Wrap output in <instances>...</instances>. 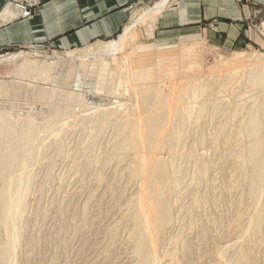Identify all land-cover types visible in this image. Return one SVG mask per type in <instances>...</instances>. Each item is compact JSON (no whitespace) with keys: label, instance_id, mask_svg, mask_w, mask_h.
<instances>
[{"label":"rangeland","instance_id":"1","mask_svg":"<svg viewBox=\"0 0 264 264\" xmlns=\"http://www.w3.org/2000/svg\"><path fill=\"white\" fill-rule=\"evenodd\" d=\"M40 2L41 1L39 0V5ZM38 6L32 9L30 13L33 10H36ZM147 8L148 5L145 4L135 6L136 11L132 16V19L124 26L119 34L107 40L93 42L83 48L63 50L50 46H35L24 49L19 48L10 53L0 54L1 60L12 53L18 54L20 51L24 53L27 52L25 53L26 56L29 54V56H27V60L35 63L37 69L39 66L38 70L40 73L39 74L38 71H34L32 74H23L21 72L23 57H18L10 62L0 63V113L4 111L9 113L8 117H11V121L20 120L17 121V124L19 126L21 125L20 129L17 125L19 130L29 129L30 132L35 134V136L38 135L37 137L34 136L33 139L35 141L32 139V146L35 145L34 152L40 154V156L39 154L34 156L35 160L33 156H31L32 160L30 161L32 163L28 162L27 167H24V170H28L30 173L31 178L29 180H31V183H28L30 187L28 188V193L24 198L25 206L23 208L26 211L23 210V213H21L23 216L20 215L24 218H21L22 222L20 221V225H22V236H20V242L18 244L19 246H17L18 249L15 250V260L13 264H136L137 259L133 251L134 243L132 240L134 224L132 219H130L131 217H129V214L132 212L133 206L135 204L136 186L138 181H134L130 178L127 166L130 163V159L127 158V160L129 159V162L125 159L127 156L129 157V155L124 156V160L121 161L116 159V161H109L108 163L107 159H105L107 158V153L108 155L110 153V149L108 150V148L111 146L112 142L109 140L110 138H113L112 136L115 137L116 134L119 133V130L122 127L120 125L121 121L117 120V122L109 124L108 126L104 127L103 130L99 131V127L97 126L95 119L97 118L98 112L96 110L99 107L107 108L112 106L114 107L113 109H116V112L120 113L122 111H126L130 107L131 108L129 110H131L133 107L140 111L139 108L142 104L140 103L139 93L131 94V92L129 93L128 91L130 88L128 87L130 82L134 81H122L123 78L119 79L117 77L115 69L111 76L112 80L106 79L99 85V79L101 76L98 71L102 62L99 58H95L94 52L98 50L97 48H99L100 45L117 40L119 35L123 33L125 27H127V25L131 26L133 20ZM158 16L153 22L150 23L141 21L133 24L135 25L133 27L134 30H132L134 40L130 41V45L134 47L132 54L135 55L132 56L135 57L134 62L137 64L135 70L142 69L141 65L144 63L149 68L151 67L152 71L154 70L160 73L162 70L167 68L165 71H168L169 69L170 73H174L176 72L175 68L177 65L174 66L173 63H178L184 71L186 69L185 76H191L192 74L194 75L192 80L195 82V78L200 76L204 78V81L206 77L209 79H206V82L212 83L211 80H214L212 79L214 76H219L218 78L216 77L217 79H225V76L227 75L226 78L229 76L230 79H228L229 83L232 81L230 86L233 85V88L237 90L235 92L236 96L234 95V92L232 94L230 91L226 92V94L223 93L224 95L221 94V96L225 99H221V92L219 95L217 93L218 97L220 98L219 99L217 97L219 100L217 101V104L215 103L214 105V111L217 117L214 114L211 119H207V122L209 123H207L208 126L206 125V127L208 129L205 127L207 132L210 130V135L215 134L217 136V138L214 136V138H216L214 143L216 144L217 142V145H211L210 143H207L203 150H205L204 152L207 155L209 154L208 157L213 158L216 156L218 159L215 157L213 159H209L211 165V169L208 171L209 175L207 174V176L205 175L206 177L204 176L201 181L199 180L200 183L198 181V185L195 187L197 189H195L193 185H190L193 184L190 183L193 169H190L194 167L191 163H188L187 160L189 157H193L192 154L194 153L190 152L189 145L192 143H188V141L191 142L192 135H189L191 138H188V140L186 139L184 143L188 149L184 148L185 157L180 159L185 161L178 159L177 162V164L180 165H177V168L180 170L181 174H183L181 183L182 185L179 191V194L181 195L180 198L174 200L173 202V205L175 206L176 204L175 207L178 210H175V207H172L174 208V210L172 209L174 211L172 212V220H175L166 226L165 236L159 240L156 246L158 250L157 256L160 261L159 264H264V243L261 241L260 236L253 235L251 233L250 235H247L250 232L247 231L248 222L253 214V201L249 196L248 191L245 189V186L247 188L248 181L244 177L241 178L242 176L239 173V167H237V170L235 166L236 164L238 165L241 163L240 156L242 152L240 153V149L242 151V148L240 146H243L245 141L243 139V135L240 132L242 127L239 125L240 121L243 120L242 118L243 113H245V109H240L241 111L237 113L238 119L236 117L235 119L233 117H229V112L227 111L228 107L230 108V106L232 107L229 109V111H231L233 108L238 111V108H235L234 106H236L238 103H241V101L245 102V100H250L252 93L256 91H253L252 88H250L247 84L244 85L242 81L239 83V80H242V76L240 74L246 69L247 63L238 62L236 65L235 63L230 64L229 59L236 52L248 55L249 53L251 54L254 52L264 53V50H260L253 46L222 48L218 44L215 45L213 41L209 39L207 34L194 41H187L183 43H167L157 35ZM93 50L94 52H91ZM180 53L183 54L182 59L179 58V60H176V56H179ZM86 54L91 57V59H89ZM90 54H93V56ZM174 54L175 57H173ZM159 57L164 58V65L161 67H158V64H156L157 60L161 59ZM168 63L170 66H168ZM45 64H48L49 68L47 72L42 73ZM232 66H234V68H232ZM242 66L243 69H240ZM170 67H172L171 70ZM16 68H18V75L15 74ZM79 68H81L82 71V80L77 82L76 76ZM177 69H179V67H177L176 70ZM229 69L235 70L232 71L231 74ZM239 69L243 71L240 72ZM225 70L226 72H224ZM221 73H228L229 75H224ZM234 74L236 76L239 74V77H235ZM207 75H209L211 79ZM178 76V74H175V76L167 75L164 76L163 79L165 83L172 81V83L174 82V85L177 83V86H179L178 80L176 79H179V82L181 79L180 76ZM237 78L238 82L236 81ZM233 81H236L237 83L235 84L234 82V84H232ZM124 82H126V84ZM236 85L238 86L235 88ZM136 87L134 88L136 89ZM111 88H114V90L112 89L113 93ZM125 88H128V90ZM214 88H217L216 85ZM109 90L111 92H109ZM131 90L133 91V89L130 88V91ZM216 90L219 89L217 88ZM71 94L73 97H80V101L77 102V105L76 102L68 101L67 96ZM239 94L241 96H239ZM137 95L139 96L138 98H136ZM227 96H229V100L232 98L230 101L228 100V104H226L228 99ZM184 97L211 98L212 95L209 92H197V94H193L192 92H188L186 90ZM233 98L236 99V101ZM234 101L237 103L235 104ZM232 102L234 105H230ZM58 105L63 106L65 111L63 109L61 110V106L60 109H58ZM124 105L127 107L124 108ZM223 105L226 107V109L223 107ZM71 107L72 109H70ZM80 107L81 109H79ZM116 107H118L120 111H118L119 109ZM56 108L60 111H58ZM73 109L75 114L73 113L72 116H69L70 113L72 114ZM129 110L128 112H130ZM22 116L24 117L23 119H21ZM56 116H60V118H57ZM70 117L73 119L69 121ZM82 117L84 118L83 120ZM228 118L229 121L233 120V123L231 122L232 127L229 126L231 124L230 122H228V124L226 123L229 128L225 125V122L228 121ZM60 119H65L67 121H63L66 123L62 125L66 126L67 128L62 127L60 130L61 132L59 131L58 133L60 128L57 127L58 130L55 135V126L48 127L47 123L59 125L61 121ZM88 119L90 120L88 121ZM31 120H34L32 121L34 122L33 124ZM234 120H236L235 123ZM26 121L27 126L25 124ZM81 121L87 123L88 126L87 124L86 126H83L85 124H83ZM29 122L30 124L28 125ZM238 125L241 128H238ZM91 127H93L95 131L94 129H91ZM223 127H226L225 130ZM33 128L36 130L35 132L33 131ZM38 128L41 130H39L41 133H38ZM230 128H232V130ZM90 130L94 132L98 131V133H95L96 136L98 135V137L94 135V137H96L95 139H97L95 143V145L97 144L96 146L94 143L92 144V142L88 141L92 140V133L90 134ZM221 130H224V132ZM52 132L53 134L51 136ZM209 133L207 136H210ZM49 134L51 137L55 135L56 138H54V141L59 140L58 143H55L58 148L61 146L59 149L60 151H58V148L54 145V141H51V143L48 142L49 140L53 139L51 137L48 139ZM89 134L91 137H89ZM60 135L63 136L61 139H64L62 141L67 144L66 146L65 144L61 143ZM94 137L93 140H95ZM86 140L88 143H90V147ZM40 141L42 142L41 144ZM45 141H47V143H45ZM97 141L99 142L97 143ZM107 142H111L109 146L107 145ZM52 143L53 145L51 147ZM85 143L86 147L88 145L86 148L87 151L83 150L85 149ZM91 144L93 146H91ZM38 145L43 146L40 148ZM62 145L64 146L62 147ZM80 145H83L84 147L82 148ZM79 146L81 152L78 150ZM106 146H108V148ZM214 147L216 148L214 149ZM219 148L221 151H223V154L221 151L218 152ZM39 150L41 152H38ZM54 151L60 153L61 155L57 154L56 152L54 153ZM61 151L65 152V154ZM106 151L107 153L105 154ZM55 154L59 157H56ZM165 155L166 154L164 153L163 156ZM217 155H221L222 157H218ZM103 157L106 161H104ZM90 158L93 160L91 161ZM87 159L88 161L90 160L89 162L91 163L89 164L91 166L86 164L88 163L86 161ZM214 159L215 161L212 162ZM220 159L223 161H220ZM236 159L237 161L239 159L240 163L236 162ZM119 162L123 163L120 164ZM124 162L127 164L125 165ZM48 164L52 169L50 171L48 170V168H50ZM122 165L127 166V168L124 167L123 170ZM86 166L89 167L86 168ZM92 167L96 168L94 169ZM100 170L101 173L103 172L102 174L100 173ZM48 171L50 174L48 175L50 177L46 174ZM96 172L99 173H97L98 175H101L102 181H97L98 179L95 180L98 176H95ZM44 175L49 177L50 182H48V178L45 181L46 176ZM205 178H207V182ZM240 187L243 188L241 189ZM194 190L197 191V193ZM193 191L196 193L194 196L197 195V200H199L195 206L196 208L198 207L197 210L194 207L195 213H193V210L189 209V205L191 204L194 194ZM262 199H264V196L261 197V202ZM262 204H264V200ZM174 216H177V219ZM192 217L196 219L194 222L195 224L191 221V219H193ZM240 239L245 241L241 242ZM4 240V232L0 229V247L3 246ZM229 242L231 243L229 244ZM226 243H228L227 246L229 249H227V246H225ZM237 244H239L238 247L236 246ZM233 246L236 247V250L234 249L235 247L233 248ZM222 247L225 248V251ZM242 247L246 248L243 249L244 252ZM237 248H239V250ZM244 256L247 260H245ZM224 259L226 260V263L224 262Z\"/></svg>","mask_w":264,"mask_h":264},{"label":"bare ground","instance_id":"2","mask_svg":"<svg viewBox=\"0 0 264 264\" xmlns=\"http://www.w3.org/2000/svg\"><path fill=\"white\" fill-rule=\"evenodd\" d=\"M168 2H169V0L156 1L152 6L148 7L147 9H145V11H143L140 15H138V17H136L133 20L131 26L127 25V27H125L123 33L119 35L117 40L112 41V42H108L107 44L100 45V47L97 48L98 50L96 52H94V50L91 51V52H94L95 58H99L102 62L100 69L98 68L99 69L98 72L101 76V78L99 79V85L104 80L111 79L112 73L115 69V73H116L117 77L119 79L123 78L122 81L123 80H127V82L134 81V82H130L131 86L130 85L128 86L131 89H133V91L132 90L130 91V88H129V90H128V88H125V89H127L129 91V93L131 92V94H133V93L138 94L139 93L140 103L142 104V105L140 104L141 105L139 108L140 111H138L136 108H133V107L131 110H129L131 107L130 108L128 107L129 109H127L124 112L123 111L120 112L121 114L119 112H116L115 111L116 109H113L114 107H112V106L107 107V108H104V107L100 108L99 107L98 109L96 108L97 109L96 111H98V112H97V118L95 119L97 126L99 127L98 128L99 131L103 130L104 127L108 126L109 124H113V123L117 122V120L121 121L120 125L122 127L119 130V133H117V134L115 133L116 134L115 137L112 136L114 139L110 138L109 141H111L112 143L110 142L111 146L109 148H108V146L110 143H108L109 141L107 142L108 146H106V147L108 148V150L110 149V153L108 155L107 151L105 152V154L107 153V155H106L107 158H105V159H107V161L109 163V161H116V159L118 161L124 160V156L129 155V157L127 156L125 159L126 160H127V158L130 159V163H129V165H127L128 171L130 174V178L134 181L135 180L138 181V184L136 186L137 188H136L135 204L133 206L132 212L129 214L130 215L129 217H131L130 219H132L133 224H134V228L132 231V240L134 243L133 251H134V253L136 255V259H137L136 264H159L160 261H159L158 256H157L158 250H157L156 246H157L159 240L165 236L166 226L169 225L170 222L175 220V219L172 220V216H173L172 212H174L173 211L174 208H172V207L176 206L175 203H174L175 206L173 205V202H174V200L180 198V195H181V194H179V191H180L181 185H182L181 183H182V175L183 174H181L180 170L177 168V165H179V164H177V162H178V159L185 157L184 156V153H185L184 148L188 149V148H186L184 143H185L186 139L188 140V138L190 139L192 137L191 142L188 141V143H192L189 146H190V152L191 153L194 152L192 154L193 157H191V158L189 157V159H187V158H185V159H187L188 163H191L192 166L194 167L191 169L189 167V169L190 170L193 169L192 174H191V179H190V183H193V184H190V185H193L195 188L198 185V181L199 180L201 181V179L204 178L205 175L207 176L208 171L211 169L209 159H213L214 157L216 159H218L216 156H214L213 158L208 157L209 154L207 155L204 152L205 150H203L206 147L207 143L214 145L215 144L214 141L217 138V136L215 134L210 135V133H209L210 130L207 132L208 128L206 127V125L208 126L207 123H209V122H207V119L208 120H209V118L211 119L215 114L214 105H215V103L217 104V101L220 99L218 97L220 92H221L220 93V96H221V94H223V93L226 94V92H229V91L232 92V94L234 92V95H235V92L237 91L236 89L233 88L234 86L232 84H234V82L236 84L238 82V78L236 79L237 82L233 81V83L231 84L232 86H230V83L232 81H230V83L228 81L229 76H228V78H226L227 75L225 76V79H221V78L217 79L219 76L218 77L216 76L217 78L214 76V78H212L214 80H211L212 83L206 82V79H208V78L205 77V81H204V78L200 76V77L195 78L196 79V82H195L194 80H192V77L194 75L191 73L192 74L191 76H185L186 75V69L184 71L183 68L181 66H179L178 63H173L174 66L177 65V67H179V69H177V70H176L177 67L175 68L176 72H174V73H170L169 69H168L169 73H168V71H165L167 68L165 70H162L163 72L161 71L160 73L156 72L154 70L152 71L151 67L149 68L144 63H142V65H141L142 69L135 70V67L137 66V64H136V62H134L135 57H133V56L135 54H132L134 51V47L132 45H130L131 44L130 41L134 40L132 30H134L133 27L135 25H133V24H136V23L141 22V21H143V22L145 21L146 23L153 22L155 20V18L160 14V12L163 10L165 5L168 4ZM182 52H184V51H182ZM25 53H27V52H25ZM25 53L21 52V51L18 52V54L12 53L11 55L1 59L0 63L1 62H10V61L15 60L18 57H23V59L21 58L23 60L21 72L23 74H27V75L29 73L30 74L34 73V71H38V73H39V70H38L39 66L37 65L38 66V69H37L35 66V63H33L30 60H27V56H29V54L26 56ZM181 53L179 56H176V60L177 59L179 60V58L182 59L183 54H181ZM87 54H89V53H87ZM90 55L93 56V54H90ZM173 57H175V54ZM159 58H161V59L157 60L156 64H158V67H161L164 65V58H162V57H159ZM89 59H91V57H89ZM89 59H87V60H89ZM142 59H144V58H142ZM229 61H230V64L235 63V65L238 62L247 63L246 69L244 71L240 70V69H243V66L239 69L240 72L243 71L240 74L242 76V80H239V83L242 81V83L244 85L247 84L250 88H252L253 91L256 90L255 92L252 93L250 100H245V102L241 101V103H238L236 106H234L235 108H238L237 109L238 111H236V109H234V108H233L234 110L232 109L231 111H229V109L232 106H230V108L228 107L227 111L229 112L228 113L229 117H233L234 119L236 117L238 119L237 113L239 111H241L242 109L243 110L245 109V113L242 112L243 118L241 116V118L243 120L240 119L241 121L239 123V125H241L242 128L238 125V128L239 127L241 128L240 132L243 135L244 138L243 137L242 138L245 141H244L243 146H240L242 148V151L240 149V153L242 152L241 156H240L241 157V163L239 160L240 158L238 159V161L236 159V162H238L240 164H238L239 166L237 164L235 166H236L237 170H238L237 167H239V173L242 176L241 178L244 177L248 181L247 188L245 186V189H246V191H248V194L253 201V214H252V217L249 220L248 226H247L248 227L247 231H250V232H249V234H247V233H245V234L250 235V233H251V234L256 235V236L258 235V236H260L261 241L264 243V230H263V228H264V204H262L264 199H262V202H261V197L264 196L263 195L264 194V53L254 52V53H251V54L249 53L248 55H245L243 53H240V52L237 53L236 52L231 56ZM80 65H82V64H80ZM165 65H166V63H165ZM168 66H170L169 63H168ZM239 66H238V68H239ZM172 67H170V70L172 69ZM236 67H235V69H236ZM48 68H49V65L45 64V67H44L42 73L47 72ZM232 68H234V66H232ZM235 69L230 70L231 74H232V71H234ZM157 70H159V69H157ZM230 71H229V73H230ZM224 72H226V70ZM235 72H237V71H235ZM81 73H82L81 68H79L77 76H76L77 82L82 80ZM15 74L18 75V68H16ZM175 74H178L180 76V79H181L180 82H179V79H176V80H178L179 86H177V83L175 84L176 85L175 86L174 82L172 83V81L171 82L168 81L169 83L164 82V79H163L164 76H167V75L168 76L169 75L175 76ZM187 74H188V71H187ZM221 74L225 75L228 73H221ZM231 74H230V76H231ZM207 76H209V75H207ZM234 76L239 77V74L237 76L234 74ZM220 77H221V75H220ZM222 77H224V76H222ZM235 77H233V78H235ZM172 79H174V78H172ZM210 79H211V77H210ZM124 83L126 84V82H124ZM215 85L219 90H216L217 88H214ZM237 86L238 85H236L235 88ZM134 87H136V89ZM112 89L114 90V88H111V90ZM113 90H112V93H113ZM186 90L188 92H192L193 94H197V92H209L212 95V97L211 98L210 97H207V98L184 97V93H186ZM239 90H240V88H239ZM117 91H119V90H117ZM117 91H115V92H117ZM109 92H111V91L109 90ZM217 93H218V95H217ZM118 94H119V92H118ZM179 94H181V95H179ZM237 94H238V92H237ZM39 95H41V94H39ZM234 95H233V97H234ZM229 96H231V95H229ZM229 96H227V98ZM239 96H241V95L239 94ZM138 97L139 96L137 95L136 98H138ZM131 98H133V97H131ZM223 98L224 97H222L221 99H223ZM67 99H68V101L76 102V105H77V102L80 101V97H78V96L73 97L72 94L67 96ZM228 100H229V98L227 99L226 104H228V102L230 101V100L229 101ZM234 100L236 101V99H234ZM242 100H244V99H242ZM220 101H222V100H220ZM235 101H234V103H235ZM118 104H120V103H118ZM81 105H82V103H81ZM126 105H128V104H126ZM230 105H234L233 102ZM60 106L61 105H58V107L57 106L56 107L58 109H60ZM116 106H118V105H116ZM64 107H66V106H64ZM73 107H75V106H73ZM118 107H116V108L117 109L121 108V107H119V108ZM126 107L127 106H125L124 108H126ZM223 107H224V105H223ZM215 108H217V107H215ZM220 108H222V107H220ZM224 108L226 109V107H224ZM62 109H63V106H61V110ZM66 109H68V108H66ZM70 109H72V107ZM79 109H81V107ZM128 110L130 112H128ZM217 110H219V109H217ZM58 111H60V110H58ZM118 111H120V109ZM220 111H221V109H220ZM73 113H74V109H73L72 114L70 113L71 115L69 113L68 114H69V116H72ZM226 114H227V112H226ZM8 115H9V113H6L5 111L0 113V179H1V182H0V229L4 232V235H5V240L3 241L4 242L3 246L0 247V263L1 264H13L14 263V260H15L14 254L16 252L15 250L18 249L17 246H19L18 244L20 242V236H22L21 235L22 225H20V221L22 222L21 218H23V217H21V216H23V214L21 215V213H23V210H24L23 207L25 206L24 198H25V195L28 193L27 192L28 188L30 187V185H28V183L31 181V180H29L31 178L30 173L28 172V170H24V167H27L28 162H31L30 161V160H32L31 156H33V158H34V156H37L39 154V153L34 152V146L35 145L32 146V139L34 138L35 134L33 132H30L29 129L19 130L21 128L20 127L21 125L19 126L17 124V121H20V120H16V118L14 117L16 121H11L12 119H10L11 117L9 118ZM223 115H225V114H223ZM215 116H216V114H215ZM27 117H28V115H27ZM239 117H240V115H239ZM23 118L24 117L22 116L21 119H23ZM57 118H60V116H58ZM65 119H63V120L60 119V120L63 122V121H66ZM71 119H73V118L70 117L69 121ZM83 119L84 118L82 117V120ZM26 120H28V119H26ZM34 120H31V122ZM89 120L90 119H88V121ZM61 121H60L59 125L47 123V122H45V123H47L48 127L55 126L54 129L56 132H54V133L56 135L57 130H58L57 127L60 128L58 130V133L62 129V127H66V126H62V125H64L67 121L65 123L64 122L62 123ZM72 121H74V120H72ZM232 121H229V118H228V121L225 122V125H226V123L228 124V122L231 123ZM37 122H39V121H37ZM58 122H59V120H58ZM81 122L83 124H85L83 126H86L87 123H84L83 121H81ZM235 122H236V120H234V123ZM33 123L34 122H32V124ZM223 123H224V121H223ZM232 123L229 126H231ZM25 124L27 126V121L25 122ZM29 124H30V122L28 123V125ZM17 125L19 126V129L17 128L18 127ZM67 126H68V124H67ZM87 126H88V124H87ZM205 127L207 129H205ZM226 127H228V126L226 125ZM41 128H43V127H41ZM225 128H224V130H225ZM235 128H237V127H235ZM91 129H94V128L91 127ZM230 129L232 130V128H230ZM39 130L40 129L38 128V133H41L40 132L41 130L40 131ZM224 130H221V131L224 132ZM33 131L35 132L36 130L33 128ZM94 131H95V129H94ZM94 131L90 132V134L91 133L93 134V135L91 134L92 137L89 134V137H91L92 140H93L94 135L96 136L95 133H98V131L97 132H94ZM220 132H218V133H220ZM48 133H46V134H48ZM208 133L210 136H207ZM52 134H53V132L51 133V136H52ZM62 134H63V132H62ZM222 134H224V133H222ZM55 135H53V137H51L49 134L48 139H49V137H51L53 139L49 140L48 142L51 143V141H54V138H56ZM189 135H192V136L189 137ZM37 136H35V137H37ZM60 136H59L60 139L63 138L62 135H60ZM214 136L216 138H214ZM96 137H98V135ZM96 137H94V139ZM219 137L221 138L220 135H219ZM219 137H218V139H219ZM224 138H225V136H224ZM57 139H59V138H57ZM40 140H42V139H40ZM62 140H64V139L60 140L61 143L65 144ZM92 140L91 141L88 140V141L92 142V144L94 143V145H95L97 139L93 140L94 142ZM222 140H220V141H222ZM58 141L59 140L54 141V143L55 142L58 143ZM37 142H39V141H37ZM86 142H87V140H86ZM98 142L99 141H97V143ZM41 143L42 142L40 141V144ZM45 143H47V141H45ZM56 143L54 144L55 146H56ZM242 143H240V144H242ZM43 144H44V141H43ZM87 144H89V147H90V143L87 142ZM92 144H91V146H93ZM100 144H101V142H100ZM52 145H53V143L51 144V147H52ZM66 145L67 144H65V146ZM215 145H217V142ZM38 146L41 148L43 145L42 146L38 145ZM44 146H45V144H44ZM55 146H53V147H55ZM63 146L64 145H62V147ZM80 146L78 147L79 148L78 150L81 152ZM189 146H187V147H189ZM49 147H47V148H49ZM56 147L58 148V146H56ZM60 147L61 146H59L58 151H60L59 150ZM81 147L83 148L84 146L82 145ZM87 147H88V145H87ZM87 147H86V143H85V149H83V150H86ZM208 147L210 148L209 145H208ZM38 148H37V150H38ZM215 148L216 147H214V149ZM54 149H56V148H54ZM61 150H62V148H61ZM238 150H239V148H238ZM95 151H96V149H95ZM219 151H221L220 148H219L218 152ZM38 152H41V151L39 150ZM55 152L56 151H54V153ZM61 152H63V151H61ZM215 152L218 153L217 151H215ZM221 152L223 154V151H221ZM221 152H220V154H221ZM56 153L60 154L58 152H56ZM63 153L65 154V152H63ZM164 153L166 154L165 156H163ZM191 153H190V156H191ZM221 155H217V156L219 157ZM39 156H40V154H39ZM55 156L57 157L58 155L55 154ZM101 157H102V155H101ZM211 157H212V154H211ZM234 157H236V156H234ZM223 158H224V156H223ZM27 159H29V160H27ZM103 159H104V157H103ZM105 159H104V161H106ZM222 159H220V161ZM34 160H35V158H34ZM92 160L93 159H91V161ZM96 160H97V158H96ZM180 160H183V159H180ZM36 161H37V159H36ZM86 161L88 162L86 164L91 163V162H89L90 160L88 161V159ZM94 161H95V159H94ZM183 161H185V160H183ZM214 161H215V159L212 162H214ZM230 161H231V159H230ZM216 162H217V160H216ZM122 163L123 162H121L120 164H122ZM222 163H221V165H222ZM224 163H226V162H224ZM126 164L127 163H125V165ZM214 164H216V163H214ZM28 165H30V164H28ZM184 165H187V164H184ZM127 166L122 165L123 170H124V167L127 168ZM189 166H191V165H189ZM49 167L50 168H48V170L49 171L52 170L50 165H49ZM87 167H89V166H86V168ZM184 167H188V166H184ZM92 168H94V167H92ZM126 168H125V170H126ZM49 171H48V173H46L47 176L50 175ZM93 171H95V170H93ZM97 173L98 172H96V175L95 174L94 175L97 176L99 174V173L98 174ZM100 173H101V170H100ZM126 175H128V174H126ZM44 176H46V175H44ZM47 176L45 177L46 178L45 181L48 178V182H50L49 181L50 176L49 177H47ZM214 176H215V174H214ZM101 178H102L101 175H98L95 180L98 179L97 181H100ZM207 178H205V180ZM200 181H199V183H200ZM206 182H207V180H206ZM135 183H137V182H135ZM185 183H187V182H185ZM227 184H229V183H227ZM193 186H191V187H193ZM195 189H197V188H195ZM194 191H193L194 194L191 192L193 194V197H192L191 204L189 205V209L193 210V213H195L194 212L195 209L197 210L198 207L196 208L195 206L199 202V200H197L198 198L196 197L197 195L194 196L197 193V191H195L196 193ZM198 191H200V190H198ZM184 195H185V193H184ZM177 204H178V201H177ZM194 207H195V209H194ZM187 208H188V206H187ZM175 210H178V209H176V207H175ZM24 211H26V210H24ZM174 217L176 218L177 216H174ZM197 218H198V216H197ZM191 221H192V223H194L196 221V219L193 218V219H191ZM82 222H83V220H82ZM238 240H239V238H238ZM240 241L244 242L245 240L242 241V239H240ZM230 243L231 242H229V244ZM234 243H235V241H234ZM227 245H228V243H226L225 246H227ZM238 245L239 244H237L236 246L238 247ZM234 247L235 246H233V248ZM222 248L225 251V248L224 247H222ZM222 248H221V250H222ZM227 249H229L228 246H227ZM234 249L236 250V247ZM237 249L239 250V248H237ZM243 249H246V248L242 247V250ZM230 250H232V249H230ZM237 252H239V251H237ZM243 252H244V250H243ZM244 258H245V256H244ZM221 259H222V257H221ZM245 260H247V259L245 258ZM224 262L226 263V260Z\"/></svg>","mask_w":264,"mask_h":264},{"label":"crops","instance_id":"3","mask_svg":"<svg viewBox=\"0 0 264 264\" xmlns=\"http://www.w3.org/2000/svg\"><path fill=\"white\" fill-rule=\"evenodd\" d=\"M26 16L0 0V54L50 46L69 50L113 38L132 19L135 6L159 0H40ZM167 43L204 35L222 48L264 50V0H169L157 18Z\"/></svg>","mask_w":264,"mask_h":264},{"label":"built area","instance_id":"4","mask_svg":"<svg viewBox=\"0 0 264 264\" xmlns=\"http://www.w3.org/2000/svg\"><path fill=\"white\" fill-rule=\"evenodd\" d=\"M9 4L16 6L23 16H26L30 11L39 5V0H3Z\"/></svg>","mask_w":264,"mask_h":264}]
</instances>
